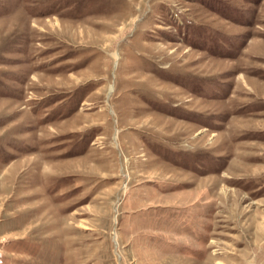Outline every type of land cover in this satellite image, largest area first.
I'll use <instances>...</instances> for the list:
<instances>
[{
  "label": "rangeland",
  "instance_id": "374dc122",
  "mask_svg": "<svg viewBox=\"0 0 264 264\" xmlns=\"http://www.w3.org/2000/svg\"><path fill=\"white\" fill-rule=\"evenodd\" d=\"M0 264H264V0H0Z\"/></svg>",
  "mask_w": 264,
  "mask_h": 264
}]
</instances>
